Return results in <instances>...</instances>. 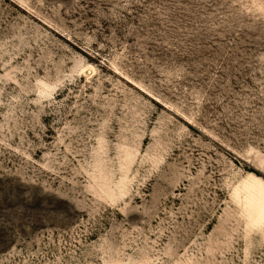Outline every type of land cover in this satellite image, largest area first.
I'll return each mask as SVG.
<instances>
[{
    "label": "rangeland",
    "instance_id": "rangeland-1",
    "mask_svg": "<svg viewBox=\"0 0 264 264\" xmlns=\"http://www.w3.org/2000/svg\"><path fill=\"white\" fill-rule=\"evenodd\" d=\"M264 0H0V264H264Z\"/></svg>",
    "mask_w": 264,
    "mask_h": 264
},
{
    "label": "bare ground",
    "instance_id": "bare-ground-1",
    "mask_svg": "<svg viewBox=\"0 0 264 264\" xmlns=\"http://www.w3.org/2000/svg\"><path fill=\"white\" fill-rule=\"evenodd\" d=\"M261 207H264V201H263V203H262ZM259 210H261V211L264 213V209H262V208H259Z\"/></svg>",
    "mask_w": 264,
    "mask_h": 264
}]
</instances>
